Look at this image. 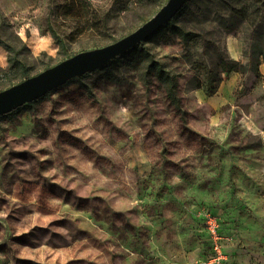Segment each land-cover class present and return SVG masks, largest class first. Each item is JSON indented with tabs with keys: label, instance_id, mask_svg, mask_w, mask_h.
<instances>
[{
	"label": "rangeland",
	"instance_id": "374dc122",
	"mask_svg": "<svg viewBox=\"0 0 264 264\" xmlns=\"http://www.w3.org/2000/svg\"><path fill=\"white\" fill-rule=\"evenodd\" d=\"M86 1L88 18L108 16L106 28L80 34L62 14L64 0H0V41H23L34 76L115 43L167 2ZM190 7L184 24L202 36L198 44L143 43L178 76L185 122L158 82L144 86L124 63L111 68L116 82L99 69L0 118V264H201V209L224 213L237 264H264V64L258 75L251 70L257 30L243 24L227 33L232 23H219L227 13L218 0ZM214 46L249 71L223 74L209 96L204 50ZM7 58L0 44V72Z\"/></svg>",
	"mask_w": 264,
	"mask_h": 264
},
{
	"label": "trees",
	"instance_id": "16d2710c",
	"mask_svg": "<svg viewBox=\"0 0 264 264\" xmlns=\"http://www.w3.org/2000/svg\"><path fill=\"white\" fill-rule=\"evenodd\" d=\"M191 1L192 0H188L172 21L152 34L146 41L154 37H166L167 40L177 38L184 46L198 44V42L202 40V36L188 29L184 24L186 20L185 17L188 16L191 11ZM218 4H220L227 13V17H225L224 14L218 17L219 23H232L231 27L227 28V33L233 32V30L240 28L243 24L257 30V36L255 37L256 42L252 45L253 51L251 53V60L254 61V65L251 70L258 75L260 65L264 64V31H260L263 27L264 20L261 0H218ZM90 7H92L91 3H88L86 0H64L60 9L67 21L71 23L80 34H85L95 29L96 25L99 26L100 30L106 28L108 25V16L96 17V19L88 18L87 14ZM81 12H83V14H81ZM99 18L100 20H97ZM258 28L261 29L258 30ZM50 31L52 36L57 40L61 50L64 52L66 49L64 39L57 35L54 27H50ZM15 39L17 43L8 38L0 41V44L8 53V69L0 72V92L33 76L30 63L23 53L26 49V45L19 37ZM143 43L102 68L103 71H106V78L113 82L118 81L115 74H112L111 68L114 64L124 63L125 66L138 73L139 81L144 86H150L154 81L158 82L180 120L185 122L187 112L183 108L182 100L179 95L178 76L169 71L163 62L156 59L153 54L143 46ZM204 52L205 55L209 56L212 60V67L209 68L207 74V94L209 96L215 94L217 91V85L222 81L221 76L223 74L232 72L245 74L249 71L247 65L227 58L219 46H214L211 53L210 47L205 49ZM48 68L49 66L46 67L45 70ZM67 84L64 86H67ZM50 94L51 93L43 98L48 97ZM27 106L29 105H24L14 112ZM3 117H5V115L0 116V118Z\"/></svg>",
	"mask_w": 264,
	"mask_h": 264
},
{
	"label": "water",
	"instance_id": "95a60500",
	"mask_svg": "<svg viewBox=\"0 0 264 264\" xmlns=\"http://www.w3.org/2000/svg\"><path fill=\"white\" fill-rule=\"evenodd\" d=\"M188 0H168L165 5L136 31L102 48L80 52L21 83L0 92V116L38 101L76 78L102 69L145 42L168 24Z\"/></svg>",
	"mask_w": 264,
	"mask_h": 264
},
{
	"label": "built area",
	"instance_id": "2783aa9c",
	"mask_svg": "<svg viewBox=\"0 0 264 264\" xmlns=\"http://www.w3.org/2000/svg\"><path fill=\"white\" fill-rule=\"evenodd\" d=\"M196 217L200 220L199 223L203 229L200 239L205 256L203 259H200V263L236 264L230 261L226 248L233 247L238 240L224 233V224L221 217L213 211L206 209L199 210L196 213Z\"/></svg>",
	"mask_w": 264,
	"mask_h": 264
},
{
	"label": "crops",
	"instance_id": "0c3cea01",
	"mask_svg": "<svg viewBox=\"0 0 264 264\" xmlns=\"http://www.w3.org/2000/svg\"><path fill=\"white\" fill-rule=\"evenodd\" d=\"M213 212L216 213L217 215H219L221 217L222 223L224 224V233L226 235H230V233H232V231H229V228H228V225L226 223V218H225L224 213L223 212H220V211H213ZM194 219L196 221V228H197L196 233L198 234V237L200 238L201 235L203 234V229H202V227H201V225L199 223L200 220L196 216H195ZM199 241H200V243L198 245V249L199 250H198V254H197V259L198 260L203 259L204 256H205L204 255V252H203V247H202L201 240H199ZM236 249H237L236 247L230 246L228 248V255L230 257V261L232 263H236L237 264V257L235 256V253L237 252Z\"/></svg>",
	"mask_w": 264,
	"mask_h": 264
}]
</instances>
